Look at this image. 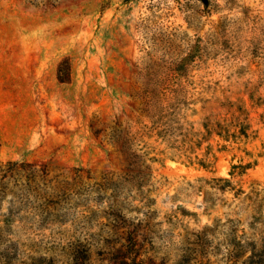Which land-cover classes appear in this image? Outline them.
Returning <instances> with one entry per match:
<instances>
[{
  "label": "rangeland",
  "instance_id": "1",
  "mask_svg": "<svg viewBox=\"0 0 264 264\" xmlns=\"http://www.w3.org/2000/svg\"><path fill=\"white\" fill-rule=\"evenodd\" d=\"M0 264H264V0H0Z\"/></svg>",
  "mask_w": 264,
  "mask_h": 264
}]
</instances>
